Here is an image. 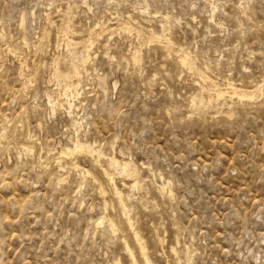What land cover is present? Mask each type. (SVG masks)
<instances>
[{"label": "rangeland", "instance_id": "rangeland-1", "mask_svg": "<svg viewBox=\"0 0 264 264\" xmlns=\"http://www.w3.org/2000/svg\"><path fill=\"white\" fill-rule=\"evenodd\" d=\"M0 56V264H264V0H0Z\"/></svg>", "mask_w": 264, "mask_h": 264}, {"label": "bare ground", "instance_id": "bare-ground-1", "mask_svg": "<svg viewBox=\"0 0 264 264\" xmlns=\"http://www.w3.org/2000/svg\"><path fill=\"white\" fill-rule=\"evenodd\" d=\"M67 9V8H66ZM65 9V10H66ZM68 11V10H67ZM58 12V11H57ZM61 12H63V11H61ZM69 14V13H68ZM51 15V14H50ZM58 15V14H57ZM62 15H64V14H62ZM61 15V16H62ZM46 16V15H45ZM65 16V15H64ZM63 16V17H64ZM126 17V16H125ZM155 17V16H154ZM65 18V17H64ZM63 18V19H64ZM75 18V17H74ZM73 18V19H74ZM129 18H130V16H129ZM120 20V19H119ZM133 20V19H132ZM22 21L23 22H21V23H23V26H25V24H24V20H23V18H22ZM69 21H70V19H69ZM71 23H72V20L70 21ZM26 23V22H25ZM56 23V22H55ZM71 23H70V25H71ZM74 23V22H73ZM135 23V22H134ZM49 24V23H48ZM61 24V23H60ZM143 24V23H142ZM70 25H69V27H70ZM141 25V24H140ZM22 26V27H23ZM60 26V25H59ZM101 26V25H100ZM52 27V26H51ZM75 27V29H76V27L77 26H74ZM97 27V26H96ZM147 27V26H146ZM55 28V27H54ZM20 29H21V27H20ZM23 29H26V28H23ZM56 29V28H55ZM98 29V28H97ZM102 29V28H101ZM152 29V28H151ZM163 29V28H162ZM150 30V29H149ZM24 31V30H23ZM26 31V30H25ZM65 31V30H64ZM21 32H22V30H21ZM45 32V31H44ZM59 32V31H58ZM90 32V31H89ZM94 32V31H93ZM97 32V31H96ZM96 32H95V34H96ZM131 32V31H130ZM92 33V31L90 32V34ZM43 34V33H42ZM59 34V33H58ZM57 34V35H58ZM153 34H155V33H153ZM23 35V34H22ZM77 35V34H76ZM39 36V35H38ZM37 36V37H38ZM60 36V35H59ZM95 36V35H94ZM148 36V35H147ZM154 36V35H153ZM40 38H41V36H39ZM90 37H92V35L90 36ZM21 38V37H20ZM23 38H24V40H22V42L24 41L25 43L24 44H28L27 43V41H28V39L29 38H27V35L26 34H24V36H23ZM46 38V37H45ZM68 38V37H67ZM89 38V37H88ZM149 38V37H148ZM152 38V37H151ZM58 39H59V37H58ZM154 39V38H153ZM68 40V39H67ZM87 40V39H86ZM89 40V39H88ZM91 40V39H90ZM151 40V39H150ZM155 40V39H154ZM153 40V41H154ZM19 41H20V39H19ZM19 41H17V42H19ZM31 40L29 39V42H30ZM46 41V40H45ZM152 41V40H151ZM171 41V40H170ZM76 42V41H75ZM79 42V41H78ZM160 42H161V40H160ZM168 42V41H167ZM38 43V42H37ZM44 44V43H43ZM170 44V43H169ZM36 45V44H35ZM165 45V44H164ZM168 45V44H167ZM26 46H28V45H26ZM31 46H33V45H31ZM68 46V45H67ZM91 46H93V44L91 45ZM8 47V46H7ZM42 47V46H41ZM10 48V47H9ZM26 48V47H25ZM33 48V47H32ZM6 49V48H5ZM34 49V48H33ZM91 49V48H90ZM166 49V48H165ZM26 50V49H25ZM24 50V51H25ZM31 50V49H30ZM36 50V49H35ZM14 51V50H13ZM27 51V50H26ZM29 51V50H28ZM32 51V50H31ZM166 51V50H165ZM5 52V51H4ZM87 52V51H86ZM90 52V51H89ZM29 53V52H28ZM32 53H34V52H32ZM177 53V52H176ZM5 54V53H4ZM16 54V53H15ZM31 54V53H30ZM88 54V53H87ZM32 55V54H31ZM35 56V55H34ZM1 57V56H0ZM16 57V56H15ZM22 57V56H21ZM18 58V57H17ZM140 59V58H139ZM89 60V59H88ZM87 60V61H88ZM20 61V60H19ZM135 61H136V58H135ZM86 62V61H85ZM185 62V61H184ZM33 63V62H32ZM140 63V62H139ZM24 64V63H23ZM35 65V64H34ZM195 65V64H194ZM22 66V65H21ZM24 66V65H23ZM27 66V65H26ZM196 66V65H195ZM189 67V66H188ZM23 68V67H22ZM74 69V68H73ZM200 71H202V70H200ZM78 75V74H77ZM203 75V74H202ZM20 76V75H19ZM204 76V75H203ZM82 78V77H81ZM202 78V77H201ZM55 79H57L56 77H55ZM66 79H67V77H66ZM99 79H100V77H99ZM204 80V79H203ZM202 80V81H203ZM207 80H208V78H207ZM76 81V80H75ZM80 81H81V79H78L77 80V82H78V85L80 86ZM104 81V79L102 80V78H101V82H103ZM198 82V81H197ZM229 82V81H228ZM231 82V81H230ZM66 83V82H65ZM199 83V82H198ZM197 83V84H198ZM204 83V82H203ZM214 84V83H213ZM67 85V84H66ZM77 86V85H76ZM233 87V86H232ZM225 88V87H224ZM66 89V88H65ZM218 89V88H217ZM243 89V88H242ZM70 89L67 87V89L65 90V93L64 94H67V92L69 91ZM213 90H214V88H213ZM220 90V89H219ZM218 90V91H219ZM239 90H240V88H239ZM245 90V89H244ZM209 91V90H208ZM243 91V90H242ZM252 90H250V91H243L242 93H241V95L242 96H250V97H254V93L255 92H251ZM77 92V91H76ZM224 92V91H223ZM223 92H222V94H223ZM72 93V92H71ZM215 93V92H214ZM228 93V92H227ZM212 94V93H211ZM217 95V94H216ZM220 95V94H219ZM225 95V94H224ZM230 95V94H229ZM67 96V95H66ZM68 96H70V95H68ZM218 96V95H217ZM222 96V95H221ZM230 96H234L233 94H231ZM76 97H79V93L77 92V94H76V96H72V97H70V99L68 100V104H69V114L71 115L72 114V108L74 107L73 106V104H72V98L74 99V98H76ZM242 98V97H241ZM245 98H247V97H245ZM51 99V98H50ZM70 101V102H69ZM52 102V101H51ZM56 103H54V106L56 107V105H55ZM72 109V110H71ZM54 110H55V108H54ZM3 137V136H2ZM77 138L78 137H76V140H77ZM75 139V138H74ZM74 141L73 143H74V146H72V147H65V148H63L62 149V152H61V155L62 156H73V155H75L77 152H79L81 149H83L84 148V146H83V144H81V143H79L78 141ZM72 143V144H73ZM94 144V143H93ZM85 145V144H84ZM88 147V146H87ZM86 147V148H87ZM95 147H96V144H95ZM27 148V147H26ZM92 148V147H91ZM29 150H30V147L28 148ZM27 149H25V151H26ZM85 150V149H84ZM90 151V153L93 155V157L95 156L96 158V160H97V166H98V164H100V166H101V168H100V170H98V171H101L100 173L102 174V176L104 177V180H107V182H108V186H110V188H111V190L118 196V198L121 200V198H122V193H123V191H122V193H121V190H120V187L118 186V182H117V176H120V177H123L124 179H123V181H124V184H122V185H124V186H126V187H128V188H130V189H132V190H134L133 188H136V190L137 189H140L142 186H143V184L141 185V183L142 182H144L143 181V176H142V167L144 166L145 167V164L144 163H142V164H140V165H138L131 157V159L127 156V158L128 159H126V158H124V156H125V153L123 152V150H119L120 152V154L122 155V157L124 158V159H119L115 154H114V156H111V157H106L105 155H103L102 153H100V152H98V151H95L93 148L92 149H89ZM43 151V150H42ZM83 151V150H82ZM102 151V150H101ZM29 152V151H28ZM27 152V153H28ZM26 153V152H25ZM82 154V153H81ZM85 154H86V152H85ZM30 155H31V151H30ZM78 155V154H77ZM22 156V155H21ZM59 157H60V155H58ZM62 156L60 157V158H62ZM76 156V155H75ZM102 156L103 157H105V159H106V164H107V167L109 168H106V167H104V163L103 164H101L102 163ZM68 157H65V158H67L68 159ZM60 158H59V160H60ZM74 158V157H73ZM74 160V159H73ZM57 161V160H56ZM55 161V162H56ZM62 161V160H61ZM70 161V160H69ZM77 162V161H76ZM94 162V161H93ZM69 164V163H68ZM78 164V163H77ZM37 166V165H36ZM36 166H34V167H36ZM39 166H41V165H39ZM71 166H72V164H71ZM77 166V165H76ZM96 166V167H97ZM59 167V166H58ZM66 167H69V166H66ZM79 167V166H78ZM40 168V167H39ZM64 168V167H63ZM81 168H83V167H81ZM98 168V167H97ZM98 168V169H99ZM66 169V168H65ZM84 169V168H83ZM63 170V169H62ZM84 170H86V169H84ZM82 172V171H81ZM80 173V172H79ZM83 173V172H82ZM82 173H80V174H82ZM85 173L88 175V176H85V177H89L90 176V178L92 177V179L94 178V180H95V182H97L96 180H98L99 178H97L94 174H93V172H91L89 169L88 170H86L85 171ZM160 174H159V176H160V178H162V179H164V176H163V174L161 173V172H159ZM83 175V174H82ZM81 175V176H82ZM101 176V177H102ZM66 177V176H65ZM102 180V179H101ZM167 180V179H166ZM62 181V180H61ZM64 181V180H63ZM169 182V181H168ZM102 184V183H101ZM105 184V183H104ZM166 184H167V182L165 183V185L163 186L164 187V189H166V187H168V185L166 186ZM105 186V185H104ZM160 186V185H159ZM162 186V185H161ZM99 187V186H98ZM144 187V186H143ZM162 187V188H163ZM101 188H103V187H101ZM123 189H124V187H122ZM129 189V190H130ZM110 190V189H109ZM143 190V189H142ZM124 191H125V189H124ZM128 191V190H127ZM135 191V190H134ZM168 191H170V188H169V190ZM101 192V191H100ZM132 192V191H131ZM101 193H103V192H101ZM104 193H105V191H104ZM164 193H165V191H164ZM133 194V193H132ZM170 194H172V193H170ZM124 196V195H123ZM125 196H126V194H125ZM130 196V195H129ZM133 196V195H132ZM127 197H128V194H127ZM124 198V197H123ZM122 198V199H123ZM120 202V201H119ZM123 202V201H122ZM121 204H124V203H121ZM119 206V205H118ZM120 207V206H119ZM121 207H122V205H121ZM125 208V207H124ZM129 208V207H128ZM128 210V209H127ZM125 211V210H124ZM108 219V218H107ZM106 218H101V220H99L98 222H97V225L98 226H100V225H102V224H104L105 222H109V225H110V227H114L115 226V223H113V221L112 220H107ZM125 219V218H124ZM129 222L131 223V221L129 220ZM131 227H132V225H131ZM115 228V227H114ZM112 230V229H111ZM130 230V229H129ZM133 232V231H132ZM134 235H135V238H136V240L138 241V244L140 245V247H141V251H142V253H143V255H144V257H145V260H146V264H154L151 260H150V258L148 257V254H147V251H146V248L145 247H143L142 246V244L140 243V240L141 239H143V238H139L140 236L138 235V234H136V233H134ZM159 240V239H158ZM159 241H162L161 239L159 240ZM165 242V241H164ZM157 243V242H156ZM129 246V245H128ZM146 246V245H145ZM163 248V247H162ZM177 250V249H176ZM128 251V250H127ZM171 251H174V250H171ZM176 252V251H175ZM135 255V254H134ZM142 255V254H141ZM132 259V258H131ZM130 259V260H131ZM135 260H136V257H135ZM138 261V260H137ZM182 261V260H181ZM181 261H179V263L181 262ZM176 263H177V261H176ZM187 263V262H186Z\"/></svg>", "mask_w": 264, "mask_h": 264}]
</instances>
